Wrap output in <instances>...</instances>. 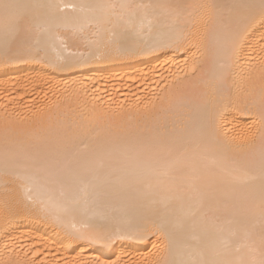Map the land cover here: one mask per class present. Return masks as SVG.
I'll list each match as a JSON object with an SVG mask.
<instances>
[{
  "label": "bare ground",
  "instance_id": "6f19581e",
  "mask_svg": "<svg viewBox=\"0 0 264 264\" xmlns=\"http://www.w3.org/2000/svg\"><path fill=\"white\" fill-rule=\"evenodd\" d=\"M13 2L33 7L22 27L0 16V264L194 259L216 209L230 218L248 205L259 232V179L239 185L231 176L241 166L260 175L261 124L241 112L259 108L264 52L248 48L235 69L233 92L254 91L251 102L218 121L237 143L252 126L254 142L241 149L225 155L198 142L211 115L193 112L185 127L179 94L194 65L196 79L219 72L229 39L219 21L259 0ZM175 3L221 7L205 23L198 8L177 18L166 7ZM173 121L184 140L169 149L154 130ZM84 223L102 226L104 238L72 240L71 226Z\"/></svg>",
  "mask_w": 264,
  "mask_h": 264
},
{
  "label": "snow or ice",
  "instance_id": "6c2138e0",
  "mask_svg": "<svg viewBox=\"0 0 264 264\" xmlns=\"http://www.w3.org/2000/svg\"><path fill=\"white\" fill-rule=\"evenodd\" d=\"M31 7L33 6L13 2V0H0V16L5 22L22 27L31 20L27 12V9ZM70 7L75 8L76 6L71 5ZM166 7L172 9L177 18L183 9L198 8L202 11L201 21L207 23L209 20L217 19L215 13L221 6L215 3L199 5L175 3L166 5ZM233 7L245 11L243 15L219 21L229 36L227 47L219 59V72L209 79H196L199 69L194 65L193 79L185 83L179 90L186 109L181 123L188 127L185 122L192 119L193 112H200L205 118L211 115L198 142L212 141L225 155L233 149L243 148L244 143L254 142L255 134L251 131V125L249 134L240 138L244 143H237V137H229L228 132L218 126V121L230 106L245 103L246 100L251 102V98L255 94L254 91L247 90L242 95L233 92L235 69L239 62L245 59L248 48L259 46V50L264 52V0H259V3L253 2ZM258 95L260 97L258 110L252 112L245 107L241 115L255 117L260 122L261 127L257 129V132L264 140V68L261 71ZM154 133L158 141L169 149L176 144L183 143L184 140V137L178 134L176 121H173L171 126L167 122L157 126ZM80 135L87 136V129H82ZM67 143H70V138ZM231 179L239 185H248L259 179V232H256L255 225L249 223L248 216L252 211V205L240 207L230 218H224L221 210L216 209V215L212 218L213 231L210 234V239L199 245L198 254L194 259L175 260L161 255L152 264H264V149L261 151L259 177H256L247 166H241L233 172ZM79 195H87L86 187L80 190ZM73 199H76V196ZM56 223L63 226V221L60 218H56ZM101 229L102 226L88 223L82 224L79 228L73 224L68 235L72 240L101 239L104 238ZM164 231L165 229L161 225L156 235H161ZM96 264H101V262L97 261Z\"/></svg>",
  "mask_w": 264,
  "mask_h": 264
}]
</instances>
